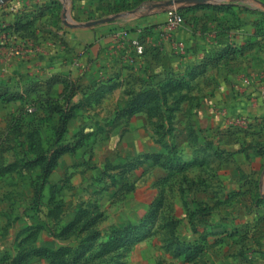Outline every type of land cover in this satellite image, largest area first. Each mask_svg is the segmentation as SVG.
Instances as JSON below:
<instances>
[{"label":"crops","instance_id":"0c3cea01","mask_svg":"<svg viewBox=\"0 0 264 264\" xmlns=\"http://www.w3.org/2000/svg\"><path fill=\"white\" fill-rule=\"evenodd\" d=\"M63 1L0 0V264H41L36 256L7 257L4 243L19 237L28 224L25 213L38 202L56 207L57 191L71 194L61 161L85 148L84 137L101 132L119 140L130 132L136 138L133 116L149 104L133 95L153 89L135 78L191 91L186 103L199 126L207 121L210 134L235 113L256 122L264 113V23L248 21L246 9L190 6L184 23L170 30L160 9L132 12L135 0H68L72 21L63 23ZM104 14L120 17L104 20ZM134 39L143 53L135 51ZM20 42V54L9 52ZM65 109L70 116L58 137ZM147 138L154 141L152 132ZM124 142L121 152L130 144ZM56 143L70 149L45 177L43 162L26 164ZM132 148L129 156L136 158ZM247 237L225 248L224 264H264V232Z\"/></svg>","mask_w":264,"mask_h":264},{"label":"rangeland","instance_id":"374dc122","mask_svg":"<svg viewBox=\"0 0 264 264\" xmlns=\"http://www.w3.org/2000/svg\"><path fill=\"white\" fill-rule=\"evenodd\" d=\"M67 1L58 13L63 23L72 21ZM135 2L132 12L233 6L249 11L248 21L264 23V0ZM135 79L153 89L133 95L149 104L133 116L136 138L130 132L119 140L101 132L84 137L85 148L61 161L71 194L57 191L56 207L36 200L23 232L4 243L7 257L36 256L41 264H224L225 248L246 241L251 231L264 232V113L257 122L235 113L210 134L186 103L191 91ZM133 146L136 158L129 156Z\"/></svg>","mask_w":264,"mask_h":264},{"label":"trees","instance_id":"16d2710c","mask_svg":"<svg viewBox=\"0 0 264 264\" xmlns=\"http://www.w3.org/2000/svg\"><path fill=\"white\" fill-rule=\"evenodd\" d=\"M181 13L183 15V12H181ZM141 94L144 96L148 95V93L147 94L141 93ZM141 94H139V95H141ZM144 101H147V100L144 98V100L137 101V102L139 103V102H144ZM69 116H70V111H68L66 109L61 110V112H60V125L58 126V130H57L58 137L65 130L64 129L65 123H66V120ZM67 149H70L69 144L56 143L55 147H53L51 149V151H48L46 154H41V155L37 156L35 159H33V161L27 162L26 164L30 165V164L37 163V162H43L42 171H43V176L45 177L48 174V172L50 171L53 164L55 163L57 157ZM52 262H54L55 264H60V263H57L55 261H52Z\"/></svg>","mask_w":264,"mask_h":264},{"label":"built area","instance_id":"2783aa9c","mask_svg":"<svg viewBox=\"0 0 264 264\" xmlns=\"http://www.w3.org/2000/svg\"><path fill=\"white\" fill-rule=\"evenodd\" d=\"M165 15H166V26L170 30L175 29L184 23L183 15L178 10V7L176 5L169 6L165 11ZM132 44L137 53L139 54L143 53V49H144L143 44L138 39L132 40ZM24 45L25 42H20L18 43V45L13 46L12 48L15 53H20L21 51L24 50L25 47ZM245 82L248 81L245 80Z\"/></svg>","mask_w":264,"mask_h":264},{"label":"water","instance_id":"95a60500","mask_svg":"<svg viewBox=\"0 0 264 264\" xmlns=\"http://www.w3.org/2000/svg\"><path fill=\"white\" fill-rule=\"evenodd\" d=\"M198 2H207V0H198ZM107 19H104V20H107Z\"/></svg>","mask_w":264,"mask_h":264}]
</instances>
